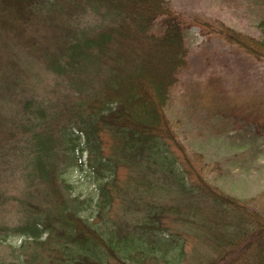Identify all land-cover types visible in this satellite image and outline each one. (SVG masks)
<instances>
[{
  "label": "trees",
  "instance_id": "16d2710c",
  "mask_svg": "<svg viewBox=\"0 0 264 264\" xmlns=\"http://www.w3.org/2000/svg\"><path fill=\"white\" fill-rule=\"evenodd\" d=\"M53 3L68 20L61 21L60 43L37 51L21 46L67 86L65 120L54 129L46 103L32 96L14 123L9 116L20 94L0 92V126L15 138L1 151L23 153L20 165L36 185L24 220L0 226V241L13 234L24 238L19 252L0 256V264H180L188 243L191 264H264V215L211 186L173 151L166 110L189 60L187 24L169 0H0L1 37L24 42L30 25ZM89 14L99 19L95 25L77 23ZM218 27L228 42L264 57V3L257 36ZM22 71L29 72L26 66ZM11 79L9 90L20 86L16 70ZM260 104L250 107L258 116L264 113ZM76 162L91 169L99 212L113 215L109 226L83 218L82 201L67 194L61 171ZM120 173L132 181L131 194H115ZM163 178L180 187L189 203L160 202ZM200 240L205 251L198 249Z\"/></svg>",
  "mask_w": 264,
  "mask_h": 264
},
{
  "label": "rangeland",
  "instance_id": "374dc122",
  "mask_svg": "<svg viewBox=\"0 0 264 264\" xmlns=\"http://www.w3.org/2000/svg\"><path fill=\"white\" fill-rule=\"evenodd\" d=\"M169 2L187 24L184 38L189 60L166 110L175 132L173 151L181 162L191 165L193 171L204 176L211 186L264 215V113L258 116V111L250 108L260 103L264 105V57H252L222 38L218 32V25L222 23L241 34L257 36V22L263 13L264 0ZM53 4L30 25L23 36L24 42L17 43L8 36L0 35V92L3 90L7 95L6 88L8 92L14 90L20 94L9 116L14 123L21 115V104L32 96L44 100L54 129L62 126L65 120L64 102H67L66 95L70 94L67 86H63L59 76L48 72L33 56L27 55L29 53L25 49L29 46L37 51L42 45L55 46L60 43L64 30L61 21L63 19L65 23L67 19L60 4ZM76 20L80 25L92 26L99 21L91 14ZM23 66L29 72H23ZM15 70L21 83L9 90L13 87L9 83ZM249 110L252 111L250 117L246 116ZM13 142L15 138L11 137V131L1 125L0 226L8 227L24 220L25 210L30 207L28 202H34L31 196L36 187L26 175L25 167L20 165V162H24L23 153L17 154L19 151L16 149L1 151L2 147L13 146ZM85 159L86 152H83L81 160ZM180 164L177 163L178 166ZM61 172L69 185L67 194L82 201L79 211L82 217L99 228L109 226L112 214L105 210L99 212L96 181L88 165L80 166L76 162ZM124 177L120 173L122 180L118 182L120 188L118 186L115 194L121 195L120 190L116 192L118 189L126 192L133 190L128 189L132 181ZM153 177L148 175L151 180ZM104 180L98 179V182ZM163 180V189L158 192L157 198L160 202L189 203L182 199L180 187L176 189L169 184V179ZM130 198V195H125L124 201L130 202ZM196 219L201 220L199 217ZM209 225L212 227L213 223ZM23 239L13 234L6 241H0V256L6 258L10 250L19 252ZM201 240L198 241V249L205 251L208 247ZM191 247L192 243L186 244L187 253L184 259L179 260L180 264H191Z\"/></svg>",
  "mask_w": 264,
  "mask_h": 264
}]
</instances>
